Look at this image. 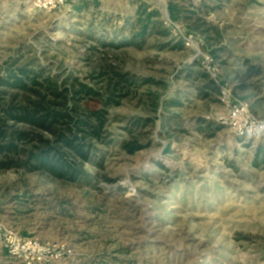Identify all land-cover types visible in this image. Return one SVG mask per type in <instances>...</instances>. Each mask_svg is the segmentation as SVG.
Listing matches in <instances>:
<instances>
[{
    "label": "rangeland",
    "instance_id": "374dc122",
    "mask_svg": "<svg viewBox=\"0 0 264 264\" xmlns=\"http://www.w3.org/2000/svg\"><path fill=\"white\" fill-rule=\"evenodd\" d=\"M85 1L84 7L70 0L62 11L47 12L25 0H0V65H42L89 82L108 57L124 71L166 80L168 109L146 127L134 124L145 116L137 99L110 109L115 140L102 174L114 182L88 186L39 171L0 170V264H264V168L252 165L264 136L240 137L221 125L223 96L205 90L200 74L217 69L210 75L232 103L247 104L264 122V0H233L211 12L207 18L224 30L220 41L170 21L165 9L171 0ZM181 1L192 7L202 0ZM142 3L158 8L173 36L191 39V47L161 51L153 38L142 49L109 53L97 44L128 36ZM93 45L99 49L90 51ZM127 127L158 146L124 153L117 143L130 136ZM4 228L38 239L49 249L45 260L11 257ZM64 252L70 255L62 259Z\"/></svg>",
    "mask_w": 264,
    "mask_h": 264
},
{
    "label": "trees",
    "instance_id": "16d2710c",
    "mask_svg": "<svg viewBox=\"0 0 264 264\" xmlns=\"http://www.w3.org/2000/svg\"><path fill=\"white\" fill-rule=\"evenodd\" d=\"M80 1L84 7L86 1ZM232 1L202 0L199 6L192 3L190 7L181 0H171L167 7L169 20L184 21L192 34H200L208 41H220L224 37L223 28L207 16ZM246 1L248 4L258 2ZM165 21L158 8L149 9L142 3L136 16L131 22L128 20V36L118 43L114 37L109 41L104 38L96 41L109 53L128 47L142 49L153 38H158L156 47L161 51L188 49L185 39L174 37ZM98 49L93 45L89 50ZM104 62L92 71L89 82L73 72L66 77L54 75L42 65L28 67L11 62L0 65L1 171H39L55 180L88 186H96L102 179L114 182L113 178L102 174L107 149L115 140L110 130V109L120 106L125 99H137L145 116L135 119L134 124L138 127L155 124L161 121L163 110L168 109L169 85L163 78L124 71L108 57ZM200 74L207 79L205 90L221 93L220 85L206 70ZM199 90L204 95V88ZM177 100L174 99L173 104L181 105ZM125 130L130 136L117 143L124 153L135 155L158 146L154 139L144 143L134 130L128 127ZM157 163L169 171L162 162ZM87 164L96 168V173L88 171ZM252 165L264 168L262 146L257 148Z\"/></svg>",
    "mask_w": 264,
    "mask_h": 264
},
{
    "label": "built area",
    "instance_id": "2783aa9c",
    "mask_svg": "<svg viewBox=\"0 0 264 264\" xmlns=\"http://www.w3.org/2000/svg\"><path fill=\"white\" fill-rule=\"evenodd\" d=\"M69 0H25L33 9L40 11H62ZM193 38V36H192ZM193 43V41H192ZM187 47H191V39L185 38ZM208 71L213 76L217 69L209 67ZM218 83V81H216ZM219 84V83H218ZM220 85V84H219ZM222 102L225 105L226 114L220 119L221 125L231 128L237 136L259 138L264 136V122L254 116L249 106L242 102L232 103L229 91L221 86ZM2 235L4 246L11 257L29 260L33 262L45 260L48 247H44L36 238L20 237L13 229L4 228ZM66 252L60 254V258L69 257ZM31 263V262H29Z\"/></svg>",
    "mask_w": 264,
    "mask_h": 264
},
{
    "label": "water",
    "instance_id": "95a60500",
    "mask_svg": "<svg viewBox=\"0 0 264 264\" xmlns=\"http://www.w3.org/2000/svg\"><path fill=\"white\" fill-rule=\"evenodd\" d=\"M166 16L169 18L168 9H165Z\"/></svg>",
    "mask_w": 264,
    "mask_h": 264
},
{
    "label": "crops",
    "instance_id": "0c3cea01",
    "mask_svg": "<svg viewBox=\"0 0 264 264\" xmlns=\"http://www.w3.org/2000/svg\"><path fill=\"white\" fill-rule=\"evenodd\" d=\"M69 1H70V0H69ZM69 1H68V2H69Z\"/></svg>",
    "mask_w": 264,
    "mask_h": 264
}]
</instances>
